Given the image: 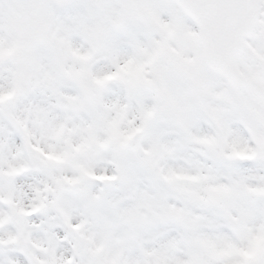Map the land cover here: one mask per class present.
<instances>
[{
  "label": "snow or ice",
  "instance_id": "snow-or-ice-1",
  "mask_svg": "<svg viewBox=\"0 0 264 264\" xmlns=\"http://www.w3.org/2000/svg\"><path fill=\"white\" fill-rule=\"evenodd\" d=\"M0 264H264V0H0Z\"/></svg>",
  "mask_w": 264,
  "mask_h": 264
}]
</instances>
